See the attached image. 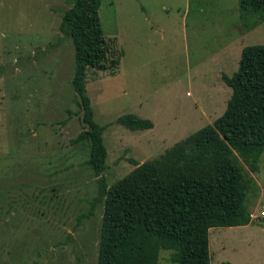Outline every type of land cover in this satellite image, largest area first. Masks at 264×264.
<instances>
[{"label": "rangeland", "instance_id": "1", "mask_svg": "<svg viewBox=\"0 0 264 264\" xmlns=\"http://www.w3.org/2000/svg\"><path fill=\"white\" fill-rule=\"evenodd\" d=\"M67 7L0 0V264H96L102 208L80 217L96 185L88 143H70L85 126L73 47L58 32ZM98 18L117 64L88 69L85 93L105 127L109 186L222 114L230 89L221 74L235 72L242 47L264 44V21L246 27L237 0H103ZM126 113L152 127L116 124ZM237 162L250 221L208 230L210 264H264V152L255 172ZM169 258L161 250L156 264Z\"/></svg>", "mask_w": 264, "mask_h": 264}, {"label": "trees", "instance_id": "2", "mask_svg": "<svg viewBox=\"0 0 264 264\" xmlns=\"http://www.w3.org/2000/svg\"><path fill=\"white\" fill-rule=\"evenodd\" d=\"M102 1L65 0L68 7L61 10L58 24L61 37L73 47L70 83L85 126L70 143H88L86 164L96 185L88 213L80 217L102 208L96 264H156L161 250L170 252L173 264H210L208 230L250 221L237 158L255 172L264 152V44L242 47L235 72L221 74L230 95L219 117L107 186L105 127L93 120L85 93L88 69L117 64L107 59L98 18ZM237 10L246 27L253 18L264 21V0H237ZM115 123L129 131L152 127L132 113Z\"/></svg>", "mask_w": 264, "mask_h": 264}]
</instances>
